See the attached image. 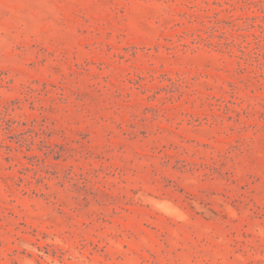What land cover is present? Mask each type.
Returning a JSON list of instances; mask_svg holds the SVG:
<instances>
[{"label": "rangeland", "instance_id": "1", "mask_svg": "<svg viewBox=\"0 0 264 264\" xmlns=\"http://www.w3.org/2000/svg\"><path fill=\"white\" fill-rule=\"evenodd\" d=\"M0 264H264V0H0Z\"/></svg>", "mask_w": 264, "mask_h": 264}]
</instances>
